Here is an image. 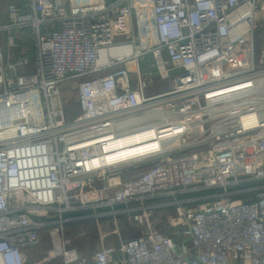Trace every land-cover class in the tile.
Instances as JSON below:
<instances>
[{
	"label": "built area",
	"instance_id": "1",
	"mask_svg": "<svg viewBox=\"0 0 264 264\" xmlns=\"http://www.w3.org/2000/svg\"><path fill=\"white\" fill-rule=\"evenodd\" d=\"M148 131L156 149L111 151ZM129 204L176 215L85 255L64 241L65 216ZM48 236L41 264H264V0L0 7V264Z\"/></svg>",
	"mask_w": 264,
	"mask_h": 264
},
{
	"label": "rangeland",
	"instance_id": "2",
	"mask_svg": "<svg viewBox=\"0 0 264 264\" xmlns=\"http://www.w3.org/2000/svg\"><path fill=\"white\" fill-rule=\"evenodd\" d=\"M138 14L142 12V7L140 4L137 5ZM139 16V15H138ZM137 15H134V29L132 35L138 36L139 30L137 29L138 22ZM148 26L153 29V23L151 17L148 18ZM4 38V35H3ZM144 40V39H143ZM34 51V46L32 47ZM32 52L30 56L32 57ZM149 61H152V57L149 58ZM148 61L142 63L143 70L147 69ZM168 83L156 84V86L149 89V95H155L167 90ZM146 169V168H145ZM145 169L130 171L126 174L127 178H133L138 175V173L143 172ZM104 180L101 179V182H98V187L100 189L104 186ZM101 183V185H100ZM97 198H100V195H96ZM171 199L164 198L158 203L165 201H170ZM175 199L172 198V201ZM179 200V199H177ZM152 203V202H149ZM156 203V204H158ZM137 205H119L118 209L126 210V212L120 214H110L105 217H99L98 215L102 212H109L110 209H88L82 212H78L74 215H67L65 219H75L74 222L69 223L64 228L63 239L68 243V247L75 249L78 253L85 255L92 253L98 248L105 246L116 245L122 240H129L134 237L143 235L149 227L155 224V227L158 231L165 232L167 229V222L170 221V218L176 215L175 208H158L152 211H145L142 209L131 210ZM189 207V206H188ZM116 208V207H115ZM117 210V209H116ZM51 240L48 236L44 239L42 247L36 250H30L26 254L28 264H41L48 252L51 250Z\"/></svg>",
	"mask_w": 264,
	"mask_h": 264
},
{
	"label": "bare ground",
	"instance_id": "3",
	"mask_svg": "<svg viewBox=\"0 0 264 264\" xmlns=\"http://www.w3.org/2000/svg\"><path fill=\"white\" fill-rule=\"evenodd\" d=\"M254 117H250L247 122H253ZM153 132L148 131L145 133H139L133 136L121 137L111 141V151H116L114 155L122 157H136L137 155H143L148 151L156 149L157 143L153 140ZM97 197L95 195L87 196V200H93Z\"/></svg>",
	"mask_w": 264,
	"mask_h": 264
},
{
	"label": "crops",
	"instance_id": "4",
	"mask_svg": "<svg viewBox=\"0 0 264 264\" xmlns=\"http://www.w3.org/2000/svg\"><path fill=\"white\" fill-rule=\"evenodd\" d=\"M12 2V0H0V7H1V10H2V13L4 14V15H6V12H7V6L10 4ZM101 182V181H100ZM104 183V182H103ZM99 185V184H98ZM100 185H101V183H100ZM88 209H90V208H88ZM88 209H85V210H88ZM91 209H95V208H91ZM90 209V210H91ZM85 210H83V211H85ZM99 210H103V208H100ZM80 212H82V211H80ZM78 213V212H77ZM74 214H76V213H74Z\"/></svg>",
	"mask_w": 264,
	"mask_h": 264
}]
</instances>
